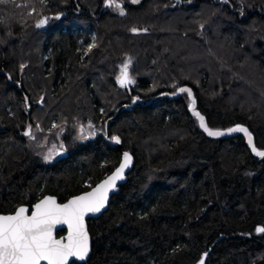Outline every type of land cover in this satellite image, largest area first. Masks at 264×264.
<instances>
[{
  "label": "trees",
  "instance_id": "1",
  "mask_svg": "<svg viewBox=\"0 0 264 264\" xmlns=\"http://www.w3.org/2000/svg\"><path fill=\"white\" fill-rule=\"evenodd\" d=\"M181 1L0 4V215L47 195L65 202L122 151L134 159L107 210L87 221L84 264H264V158L241 135L206 137L186 92L122 110L108 125L121 150L104 140L120 105L188 86L208 128L245 126L264 150V0ZM125 63L128 89L115 79ZM86 124L93 136L81 141L75 128ZM56 138L67 154L45 162L41 144Z\"/></svg>",
  "mask_w": 264,
  "mask_h": 264
},
{
  "label": "snow or ice",
  "instance_id": "2",
  "mask_svg": "<svg viewBox=\"0 0 264 264\" xmlns=\"http://www.w3.org/2000/svg\"><path fill=\"white\" fill-rule=\"evenodd\" d=\"M8 2L9 0H0V4ZM105 4L108 7H119L115 0H105ZM123 14L121 10V15ZM44 23L45 21L41 20L36 26L39 28ZM117 79L121 87L133 82L129 77L127 63L122 66ZM179 91L188 92L191 97L189 89L180 88ZM194 115L198 118L200 127L209 136L225 135L223 131L208 128L204 117L198 112L194 111ZM227 132H242L247 137L252 151L264 158V151L256 149L252 135L246 128L237 126L228 129ZM25 135L29 133L25 132ZM112 140L116 143L120 142L115 136ZM130 159L128 153H124V162L111 176L91 192L78 196L66 204H57L53 198L47 197L35 206V211L30 216L25 215L24 208H20L13 215H0V264H41L42 261H46L47 264H68L71 257L85 259L89 245L88 235L83 227L84 215L88 212H99L104 207L108 190L114 188L116 181L123 178V171ZM57 224L68 225L66 243L53 236V229ZM257 232H264V227H258ZM200 264H204L203 259Z\"/></svg>",
  "mask_w": 264,
  "mask_h": 264
},
{
  "label": "water",
  "instance_id": "3",
  "mask_svg": "<svg viewBox=\"0 0 264 264\" xmlns=\"http://www.w3.org/2000/svg\"><path fill=\"white\" fill-rule=\"evenodd\" d=\"M172 1H173L174 3H176V4H178V5H181V4H184V3H185V2H182L181 0H172ZM115 3H116V2H115ZM116 4H119V7H117V8H118V10L120 11V9L122 8V5H121L120 3H116ZM105 5H106V4H105ZM137 32H138V31H133V33H137ZM140 32L143 33L144 31H140ZM128 73H129V77H130V79H131V68H128ZM131 80H132V79H131ZM132 81H133V80H132ZM117 83H118V85L121 87V85L119 84L118 81H117ZM133 84H134V82H132L131 84H127V85H125V86H123V87H121V88H122V89H128V88H130L131 86H133ZM180 88H187V89H189V90L191 91V97H189L188 92H186L187 95H188V98H189V104H188L187 109H188L189 114H190L191 116L195 117V119L197 120V123H198V126H199L200 130L202 131V133H203L206 137H208V138H210V139H229V138H232V137H235V136L241 135V136L244 138L245 143H246V146H247L249 152L251 153V155H252L253 157H260V156H257V155L252 151V149L249 147L248 139H247V137H246L242 132H232V133H228L227 130L230 129V128H228V129H225V130H219V131H223V132H225V135L218 136V137L209 136V135H208V134H207V133H206V132L200 127V122H199L198 118L194 115V111H195V112H198L199 114H200V112L197 111V109H196V101H195V98H194V96H193V92H192V90H191L188 86H181ZM180 88H178V89L176 90L175 93L161 92L160 94H158L157 96L153 97V98L150 99L149 101H145V100H142V99H140V98H138V97H134L133 100H132V102H131L130 104H124V105H121L120 107H118L117 110L115 111V114H114L112 117L108 118V119L105 121V125H104V140H105L106 144H107L109 147H111V148H113V149H116V150H121V148H122V141H121L120 137L115 136V137H118V138H119V141H120L119 143H116L115 141L112 140V137H110L109 132H108V125H109V123H110L111 121L116 120V118L119 116V114H120V112H121L122 110L131 111V110L135 109L136 106H137L138 104L143 105V106H146V105H150V104H152L153 102L160 101V100L165 99V98H167V99H169V100H176V99H178V98L181 96V94L183 93V92H180V91H179ZM200 115H201V114H200ZM201 116H202V115H201ZM204 120H205V118H204ZM205 124H206V121H205ZM206 126H207V125H206ZM237 126H241V127H243V128H246L245 126H242V125H236V126H233V127H231V128H235V127H237ZM246 129H247V128H246ZM247 130H248V129H247ZM248 131H249V130H248ZM249 133H250V131H249ZM250 134H251V133H250ZM251 135H252V134H251ZM252 138H253V136H252ZM253 144H254V146H255L254 139H253ZM255 147H256V146H255ZM256 149H257L258 151H264V150H259L258 148H256ZM124 153H128V152H126V151H122V153H121V159H120V162H119L118 166H117L115 169H113L108 175H106L102 180L98 181V182H97L93 187H91L89 190H87V191H85V192H82V193H80V194H78V195L72 196V197H70L68 200H66L65 202H62V203H59L58 200H57L55 197H53V196H48V195H47V196H44L43 198H41L40 200H38L37 202H35V203H34L33 205H31L30 207H27V206H19V207L13 212V213L5 214V215H13V214H15L20 208H24V209H25V215L30 216V215L32 214V212L35 211V206H36L38 203H40L42 200H44L45 198H47V197H51V198H53L57 204L62 205V204H66V203H68L70 200H72V199H74V198H76V197H78V196H82V195H84L85 193L91 192V191H92V190H93L98 184H101V183H102L103 181H105L109 176H111V175L115 172V170L120 166V164L124 162ZM128 155L130 156L131 159H130V162L128 163V166H127V167L124 169V171H123V178L117 180V181H116V184H115V187H114V188H110V189L108 190V193H107V200L105 201V205H104V207L101 208L99 212H95V213H93V212H88V213H85V215H84V218H83V227H84V230L87 232V235H88V245H89V251H88L87 256H86L85 259H83V260H79V259H77V258H75V257H71V258H69L68 264H71V263H73V262L76 263V264H84V263H86L87 260L89 259L90 254H91V238H90V234H89V232H88L87 221H88V220H95V219H98V218H99V217H100V216H101V215L107 210L108 205H109V202H110V199L112 198V196L116 195V194L118 193V191H119V188L127 182L128 176H129V174L132 172V170H133V168H134V159H133V157H132L131 154L128 153ZM1 215H3V214H1ZM60 231H63L64 233H63L62 235H60V236H57V233L60 232ZM68 232H69V228H68V225H67V224H57V225H55V227H54V229H53V236H54L55 239H62V240L66 243V242H67V239H66V238H67V236H68ZM41 264H47V262H46V261H42Z\"/></svg>",
  "mask_w": 264,
  "mask_h": 264
},
{
  "label": "rangeland",
  "instance_id": "4",
  "mask_svg": "<svg viewBox=\"0 0 264 264\" xmlns=\"http://www.w3.org/2000/svg\"><path fill=\"white\" fill-rule=\"evenodd\" d=\"M140 1L141 0H135V2H134V0H129V2H131L132 4H137ZM109 8L115 9L116 11H119L117 9V7H115V6H112V7H109ZM41 20H44L45 23L43 25H46L47 18L42 17L41 19H39L38 23ZM89 35H90V37H92L93 36V32L91 31L89 33ZM115 79H116V77H115ZM75 131H76L77 139H79L81 141L91 137L92 136L91 133L93 132L92 131V127L90 125H88V124H86L85 127L77 126L75 128ZM26 132L29 133V135H26V136H30V130H27ZM41 146H43V148H44L41 151V156H42V159L45 162H50V161L54 160L55 158H57L58 157V152L61 151V145L59 143V139L58 138H56L53 141L44 140L43 143L41 144Z\"/></svg>",
  "mask_w": 264,
  "mask_h": 264
},
{
  "label": "flooded vegetation",
  "instance_id": "5",
  "mask_svg": "<svg viewBox=\"0 0 264 264\" xmlns=\"http://www.w3.org/2000/svg\"><path fill=\"white\" fill-rule=\"evenodd\" d=\"M118 9V8H117ZM124 64H122V65H120V66H118V72H117V75H116V81H118V79H117V77L120 75V70H121V68H122V66H123ZM85 127V126H84ZM93 131V130H92ZM93 133V132H92ZM91 133V135L93 136V134ZM110 135V134H109ZM91 136V137H92ZM91 137H89L88 139H90ZM110 137H113V136H111L110 135ZM85 140H87V139H85ZM59 143H60V145H61V151H59L58 152V157L57 158H55V159H60V158H62V157H65L66 156V151H65V149H64V145L60 142V140H59ZM54 159V160H55ZM54 160H52V161H54ZM51 162V161H50Z\"/></svg>",
  "mask_w": 264,
  "mask_h": 264
},
{
  "label": "bare ground",
  "instance_id": "6",
  "mask_svg": "<svg viewBox=\"0 0 264 264\" xmlns=\"http://www.w3.org/2000/svg\"><path fill=\"white\" fill-rule=\"evenodd\" d=\"M129 104H130V103H129ZM122 105H124V104H122ZM120 106H121V105H120ZM120 106H119V107H120ZM116 110H117V109H116Z\"/></svg>",
  "mask_w": 264,
  "mask_h": 264
}]
</instances>
